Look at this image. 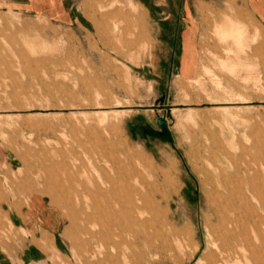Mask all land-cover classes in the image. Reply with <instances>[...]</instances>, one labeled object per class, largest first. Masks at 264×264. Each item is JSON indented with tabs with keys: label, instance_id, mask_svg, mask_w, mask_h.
Here are the masks:
<instances>
[{
	"label": "rangeland",
	"instance_id": "obj_1",
	"mask_svg": "<svg viewBox=\"0 0 264 264\" xmlns=\"http://www.w3.org/2000/svg\"><path fill=\"white\" fill-rule=\"evenodd\" d=\"M183 3L0 5L2 264H22L26 246L38 248L35 264L41 255L45 264H207L209 227L218 222L209 219L215 178L202 154L220 148L232 154L231 170L254 165L258 187L246 218L251 253L230 263L264 258V34L238 22L215 29L220 50L205 53L213 58H201L198 76L179 77ZM115 166L129 197L137 190L150 202L145 230L112 228L111 194L96 196L98 210L86 192L99 179L95 167L114 175ZM176 231L192 236L181 246Z\"/></svg>",
	"mask_w": 264,
	"mask_h": 264
},
{
	"label": "bare ground",
	"instance_id": "obj_2",
	"mask_svg": "<svg viewBox=\"0 0 264 264\" xmlns=\"http://www.w3.org/2000/svg\"><path fill=\"white\" fill-rule=\"evenodd\" d=\"M233 32H236V30L232 29V30L227 31V33H233ZM202 155H203L202 157L207 163V166L211 169V172L213 173V176L215 178V185H213V190H212V194L214 198L209 203L211 213H212L209 219L210 220L215 219L218 222L217 225H211V227H209V234H208L209 243H211L212 247L210 246L207 247V250H208L207 264H236V263H230V262H232L233 260L239 261L243 259H244L243 262H245L246 261L245 258L247 257L249 253H251V246L252 244H254L250 236L251 234H249L250 230L246 226V223H247L246 218L250 217V216L249 217L247 216V213L249 212L248 209L251 210V207L248 208L249 199L250 197H252L253 199L258 198V194L256 192L258 187L254 184L253 180L250 177V173H251V170L254 169V165H250L246 171H243L244 169H240L239 167H236V168L234 167L235 169L231 170L230 168L226 166V161L227 159L232 158V154H230L229 151H227L226 149H222V148L210 154H207V155L202 154ZM94 169L98 171L99 179L98 181H94L93 187L87 188L86 192L91 196V198H93V200L95 201V203L93 204H95L98 210H101V207L99 206L98 201H96L95 199L96 196L111 194V197L107 199L106 207L108 208L110 212L109 220H110V223L113 225L112 228L114 227L115 229H118V230H145L146 225L150 223L149 221L150 219L148 220L143 217L145 216L144 209L150 206V205L148 206L150 202L149 203L145 202L146 198L144 197L143 194H141L142 192L139 195V192L136 190L135 195L133 197H129V191L133 190V189L130 190L129 180L125 179L123 183L120 184L118 183V180L115 178V175L117 176L118 179L121 178L120 176L123 171L121 170L119 166H115L113 168V171L115 173L114 175L106 173L105 169L103 168L95 167ZM257 178L259 177L257 176ZM118 184L122 185L123 189H119ZM261 185L264 191V183H261ZM137 193H138V196L136 195ZM151 199L152 200L150 199L149 200L152 202L151 203L152 206L156 207L157 205L156 198L152 197ZM142 200H145L144 203L140 202ZM159 205L160 204H158V206ZM158 206L156 208H160ZM159 210L161 209H158V211ZM146 212H149V211H146ZM154 214H155V217L158 216L157 210L154 212ZM252 215H253V212H252ZM170 224H171V221H170ZM253 227H256V226H253ZM155 228H157V226ZM176 233H177L178 242L180 243L181 246L186 242V240L190 239L192 236L191 234H185L183 231H176ZM253 237L255 238V236ZM259 237H261V235ZM262 241L264 240L262 239ZM128 247L130 248V246ZM199 248H200V245L198 243L194 246L192 250L193 251L192 255ZM256 249L257 251L261 250L259 246ZM261 251H263V249ZM254 256H256L255 259L257 260L256 261L257 264H264V258H262V255H260L259 252L257 253V255H254ZM250 257H253V255ZM252 263L254 262L252 261Z\"/></svg>",
	"mask_w": 264,
	"mask_h": 264
},
{
	"label": "crops",
	"instance_id": "obj_3",
	"mask_svg": "<svg viewBox=\"0 0 264 264\" xmlns=\"http://www.w3.org/2000/svg\"><path fill=\"white\" fill-rule=\"evenodd\" d=\"M36 3L37 0H0V5L17 8ZM178 12L180 19L173 68L177 69L178 76L182 78L198 76L201 58H213L205 53L220 50L221 41L214 34L215 29L220 32L238 22L253 37L260 39L264 34V0H186ZM26 247L17 253V257H21L22 264H35L32 258L35 257L34 252L39 251L38 248ZM41 257L42 263H47V256Z\"/></svg>",
	"mask_w": 264,
	"mask_h": 264
},
{
	"label": "water",
	"instance_id": "obj_4",
	"mask_svg": "<svg viewBox=\"0 0 264 264\" xmlns=\"http://www.w3.org/2000/svg\"><path fill=\"white\" fill-rule=\"evenodd\" d=\"M158 122L160 124H166V120L164 118H158Z\"/></svg>",
	"mask_w": 264,
	"mask_h": 264
}]
</instances>
